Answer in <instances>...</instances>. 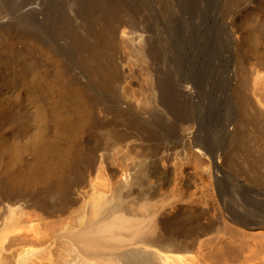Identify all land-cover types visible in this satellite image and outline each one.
Segmentation results:
<instances>
[{"label": "bare ground", "instance_id": "bare-ground-1", "mask_svg": "<svg viewBox=\"0 0 264 264\" xmlns=\"http://www.w3.org/2000/svg\"><path fill=\"white\" fill-rule=\"evenodd\" d=\"M18 1L0 0L16 12L0 17V27L20 24L22 36L70 58L90 94L74 90L57 71L46 83L51 95L42 89L49 107L32 102L31 118L20 119V143L0 144V264H217L230 249L241 264L260 260L264 241L231 221L264 231V218L238 207L227 183L244 155L256 154L264 169V61L248 65L264 54V0H218L209 26H227L225 44L237 63L230 73L233 59L224 57L229 84L217 96V81L201 88L194 71L182 67L190 52L158 25L169 33L165 13L182 28L191 24L190 12L175 13L179 0H157L165 13L152 14L151 24L148 0H82L74 13L68 1L51 21L65 40L50 31L36 0ZM136 56L144 76L128 66ZM23 70L21 85L41 90L47 80ZM230 95L239 116L228 122L223 110ZM213 98L223 102L220 146L202 129L214 119ZM251 105L260 116L247 114ZM31 122L35 132L28 137ZM84 144L92 153L85 154ZM80 173L81 183L71 180Z\"/></svg>", "mask_w": 264, "mask_h": 264}, {"label": "rangeland", "instance_id": "rangeland-1", "mask_svg": "<svg viewBox=\"0 0 264 264\" xmlns=\"http://www.w3.org/2000/svg\"><path fill=\"white\" fill-rule=\"evenodd\" d=\"M13 1L17 5L21 4V3H19L18 0H13ZM23 1L24 2L25 1L31 2L34 0H20V2H22V3H23ZM36 1H38V2H36ZM36 1H34L35 4L33 6H36L39 4H40V6H43L42 8L45 10V12H47L46 20L50 24V26L52 24L51 21H54V19H55L54 15L57 12L56 10L63 9L65 6L67 7L68 1H70L69 5L72 8L73 13H74V11H77V9H79L78 6H81L80 4H84L82 0H36ZM87 1L88 0H84V2H86V3H87ZM57 2H59V3H57ZM61 2H63V3H61ZM180 2H182V3H180ZM37 3H39V4H37ZM74 3H77L78 5L77 4L75 5ZM200 3H201V5H200ZM72 4L75 7H72L73 6ZM148 4H149V6H148L147 10H148V16H150L148 18V20H149V23L151 24L154 22V19H155V17H153L152 14L153 15H154V13L164 14L165 12L162 10V7H164V6L161 7L158 4L157 0H148ZM178 4H179V8H178V10H176L175 13L178 12V13L184 14L188 17L190 16L189 14L191 13V16L192 17L194 16L193 17L194 21L190 17L191 18L190 19V22H191L190 25L191 26L187 25L186 28L180 27L179 23L176 22L177 19L175 20V18H174V20H175L174 22L171 20V15H172L171 13H168V14L165 13V14L169 17L168 18V19H170L169 21H171V22L168 21L166 25L172 33L170 31L168 34L166 33L167 31L163 28L165 26V24L161 25L163 23H159L158 25L160 27L162 26L161 27L162 32L166 36L167 35L171 36L170 39H171V41L173 40V42H172L173 44L177 43L176 45L179 44L180 46H183L184 48H186L187 51L190 52L191 58L188 57L189 58L187 60L188 62L184 61L182 63L183 70L186 72L194 71L193 73H195V75L197 76L201 88H206V86L208 85L206 82L209 81L210 79L216 80L217 85H215L213 87L214 94H215V96L221 95V92H224L223 91V90H225L224 88L227 87L226 82H228V84H229V79L227 77L228 76V70H227L226 63H225L226 61H224L223 59H224V57L227 58L228 56H229V58L231 57L233 59V61L231 62L232 66L230 68V70H231L230 73L231 72L235 73V64L237 63V60H236L234 55H230V54H232V50L228 49L226 44H225L224 36L226 34L225 28L227 26L219 25L217 29L210 28V26H209V24L213 25V24H211V23H213V21H211V20L214 19L213 15H215V12L217 10L218 0H202V1L201 0H195V1L194 0H179ZM251 5H252V3L247 2V4H244V6L241 7V9L247 8ZM54 7L56 9H54ZM211 7H212V9H211ZM8 8L10 9V7H8ZM8 8H7V6L6 7L0 6V17L3 18V17H9V16L13 15L12 12L14 13V10L12 8L9 10ZM49 9H52L53 12L50 11L51 13H49ZM160 9L162 10V12ZM181 9H183V10H181ZM185 9L187 12L185 11ZM241 9H239L238 11H240ZM192 13L194 15H192ZM49 14H51V16ZM205 17H206V19H205ZM152 18H154V19H152ZM205 21H207L208 24ZM203 25H205L204 30L202 28ZM206 25H208V26H206ZM19 26H20V24L19 25L17 24L16 27H13V26H10V27L9 26H2V27H0V144L2 142H10V143H14V144L20 143L21 137H22L21 136L22 132H20V131H23V130H20L22 127V125L20 127V119L22 117L31 118L32 113L30 111V105L32 102H36L38 105H40V107L43 106V108L49 107V105L46 102L47 101L46 98L48 95H46L45 93L48 91L49 94L51 95V92H50V89L49 88L47 89L46 87L54 79L55 75L57 74V71L58 72L60 71L62 76H64L65 79L69 80V82H70L71 86L74 88V90H81L85 94H88V95L90 94L88 89H86L81 84V82H80L81 80L79 79L80 76L73 73L74 68L72 66L73 63L70 60V58H69V60H64L61 56H59L55 47H49L46 45H41V44L36 43L30 37L22 36L18 30ZM195 26H197L196 27L197 30H196ZM188 27H189V29H188ZM52 28H54L55 30L54 29L52 30ZM179 28L180 29L182 28L183 31L182 30L179 31ZM50 29H51L50 31L53 32L55 37L58 36L61 39L65 37V36L62 37L63 34L60 32L59 29L56 28L55 25H54V27L51 26ZM57 30H58V32H60V36L57 34L58 33ZM180 32L181 33L184 32L186 34L185 35L182 34L183 36L181 37V35H178V34H180ZM56 34H57V36H56ZM173 35H174V37L172 38ZM187 35H189V36H187ZM186 36H187V38H186ZM194 37L197 40L193 39ZM184 39H188V40H184ZM189 39L194 40L195 44H193L192 41L188 43ZM64 40H65V38H64ZM205 40H206V42H205ZM184 41H186V42H184ZM182 43H184V44H182ZM186 43H188V44H186ZM223 48L226 51H223ZM119 50H120V51H118L119 53H122V52L124 53V52L128 51L126 48H121V49L119 48ZM193 50H194V52H196V51L197 52L194 54ZM223 54H225V55H223ZM226 55H228V56H226ZM258 59H261L264 61V54H258L257 56H255V60H252L249 62L250 63V64H248L249 67H252L253 64H255V62L258 61ZM136 60H138L139 65L136 64ZM188 63H190L191 65ZM183 64H184V66H183ZM128 66H130L131 68L133 67V69L135 70V72L133 73V76H137L138 73L141 74L142 76H144L147 73V71L144 67V64H143V60L140 61V59L137 56L132 58V60L128 63ZM25 67H27L28 69L33 68L34 72H33L32 76L37 75L38 77L43 78V80H45V81L47 80L46 82H43L41 84L42 85V86H40L41 90L37 91V89H32V87L29 88V86L28 87L26 86L24 88L21 85L22 73H23V71H24L23 69H25ZM190 67H192L193 69ZM262 75L264 77V73H262ZM46 76H47V78H45ZM218 78H219V80H218ZM233 78H234V74H233ZM46 83H48V85ZM216 86H217V88H216ZM26 88H28V89H26ZM219 88L221 90H219ZM42 89L44 90V92L46 90L47 91L44 93ZM216 89H218V90H216ZM48 92H47V94H48ZM232 93H234L233 89H230V94H232ZM256 95L257 94L253 95V98ZM257 97H258V95L254 99H257ZM231 99H232V96L230 95L229 96V102L231 104H229L228 102H225V104L228 107H227V109L225 108V110H223V112H227L228 122H231V120H233V119H237L239 116V109H238L237 105L233 103V101ZM21 100H22V102L20 104L19 101H21ZM250 101L253 102L252 99ZM222 104H223V102H220L218 100V98L212 99L209 106L211 107L210 109H211L212 116L214 117V119L212 120V122H210L211 124H209V126L206 123L202 125V129L204 130V132H206V134L209 137H212V139L216 143H218L219 146L222 144V142H221L220 137H219V136H221V134L218 133L220 125H218L219 120H218L217 116L221 112L220 110H222V108H221ZM253 107H254V105L252 106V108L251 107L246 108L245 111L248 112L247 114L249 115L251 113V115L253 114V116H257V117H258V115L260 116V112L258 110H253ZM92 109H93V107H92ZM93 113H96V110L93 109ZM249 117L251 118V116H249ZM202 119H204V118H202ZM212 123H213V126H212ZM30 124L27 127L28 133H29L28 137L32 136L35 132L33 123L31 125ZM83 149H84L85 154L92 153V146H90L88 144H84ZM256 158H257V155L253 154V153H250L249 155H244V161L242 159L237 158L238 160H237L236 165H237V169L239 172H236L234 170H231V172H229L228 179H229L230 183L229 182L227 183V188H228L230 198L233 199L232 201L235 202V204L237 206L238 205L240 206V204H241L240 207L242 210H244V212L249 213L250 215H253V217L257 218L259 221L260 220L262 221V219L264 218V179H263V175H262L261 171L264 172V169L262 168L260 170V168L262 166L257 162L258 159H256ZM253 164H255L256 167H254ZM257 167H259V169ZM82 168H81V171L86 170V168H83V169ZM234 172H236L237 174H235ZM74 176H72V178H73V179H71L72 181H74V179H75L74 182L81 180L78 183H81L83 181V179H82L83 176L81 175V173L79 175L77 174L75 176V178H74ZM248 189L251 191H248ZM261 194H263V195H261ZM236 196L238 198L240 196L241 197H240V199H236ZM236 201L238 204L236 203ZM231 224L235 228H238L241 231L247 232L248 234H253L257 238L258 242L264 241V237H263L264 231L245 229L233 221H231ZM259 232H261V233H259ZM260 250H261L260 253H264V247H262V249L260 248ZM238 257H239V253L235 249H230V250H228L224 260L215 258V262L217 264H224L226 262L225 260H227L230 262L229 264H241V261L238 259ZM263 258H264V254L262 255L261 259L257 260L254 264H264Z\"/></svg>", "mask_w": 264, "mask_h": 264}]
</instances>
